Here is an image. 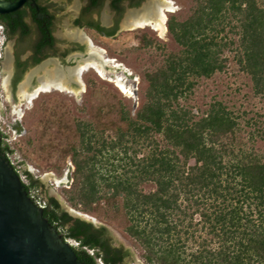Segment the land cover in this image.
I'll use <instances>...</instances> for the list:
<instances>
[{
    "label": "trees",
    "instance_id": "trees-1",
    "mask_svg": "<svg viewBox=\"0 0 264 264\" xmlns=\"http://www.w3.org/2000/svg\"><path fill=\"white\" fill-rule=\"evenodd\" d=\"M14 16L0 17L8 36L23 24ZM231 20H237L240 36L238 63L256 94H264V0H195L187 19L168 23L182 50L146 73L148 87L137 118L125 112L126 129L110 142L95 141L87 123L76 125L79 147L73 148L75 170L66 191L70 203L91 212L101 200L120 199L130 221L126 232L149 264H264V154L240 146V123L224 103L215 102L202 114L180 104L200 79L226 68L221 56L234 42L217 34ZM44 22L38 20L42 29ZM3 137L0 132V153L6 158L11 148ZM142 148L146 153L139 158ZM107 163L114 168L104 173ZM122 167L125 171L118 173ZM26 174L25 190L39 189L41 181ZM144 184L153 188L144 190ZM44 216L65 239L80 243L74 250L81 264H99L98 259L126 264L128 253L112 245L105 227L75 219L55 198ZM201 224L211 241L196 239ZM191 240L197 249L189 248Z\"/></svg>",
    "mask_w": 264,
    "mask_h": 264
},
{
    "label": "rangeland",
    "instance_id": "rangeland-1",
    "mask_svg": "<svg viewBox=\"0 0 264 264\" xmlns=\"http://www.w3.org/2000/svg\"><path fill=\"white\" fill-rule=\"evenodd\" d=\"M171 1L175 12L168 15L165 35L149 27L124 30L113 39L98 36L93 49L86 48L84 51L71 53L69 57L80 55L82 58L76 59L77 62L69 64L67 68L93 61L91 54L95 52L107 62L106 67L96 63L103 76L100 71L89 69L81 79L70 77L74 78L76 84L66 82L64 86L71 93H42L31 103L29 95L41 86L39 78H33L25 91L22 88L37 68L28 70L16 88L4 83L0 89V93L5 96V100L0 101V113L3 117L0 119V127L11 140L10 147L14 151L12 157L16 168L23 174L28 171L35 180H40L41 187L35 191L38 190L47 199H57L63 210L73 217L92 223L96 228L105 227L112 245L129 254L126 264L149 263L144 257V251L126 232L130 221L122 201L101 200L94 206V211L85 212L75 208L66 194V191H70V177L75 170L73 148L79 147L76 125L78 122L87 123L96 135L95 141L110 142L116 139L120 130L126 129L122 120L125 112L132 119L137 118V113L145 102L148 87L146 73L162 67L171 53L182 50L169 32V21L174 17L179 21L187 19L195 8V0ZM236 25L237 20L226 22L217 34L219 40L234 42L221 56V59L226 60L224 71L210 79H200L194 90L181 99L180 104L202 114L215 102L224 103L240 123V146L264 154V94H256L251 78L242 71L238 63L240 36ZM147 41L151 43L147 44ZM11 47L12 41H9L8 51ZM89 55L90 58L87 59ZM44 75L45 71H39L38 77ZM117 79H123L134 90L133 96L124 94L116 86ZM157 139L161 146L166 145L161 137L157 136ZM145 153V148H142L138 157L142 158ZM111 163L105 164L104 173L113 171ZM124 171L125 167H122L118 173L122 174ZM141 187L147 191L153 188L151 184ZM199 220L200 216L197 215L194 223ZM203 226L204 224L199 226L196 239L200 242L205 238L211 241L213 238ZM188 245L189 248L197 249L198 244L191 240Z\"/></svg>",
    "mask_w": 264,
    "mask_h": 264
},
{
    "label": "flooded vegetation",
    "instance_id": "flooded-vegetation-1",
    "mask_svg": "<svg viewBox=\"0 0 264 264\" xmlns=\"http://www.w3.org/2000/svg\"><path fill=\"white\" fill-rule=\"evenodd\" d=\"M17 1L19 0L11 2ZM152 1L153 0L27 1L20 10L14 12V17L19 19L22 18L23 24L19 27H15L10 36L7 35L6 27L0 23L3 26V31L0 32V42H4V56L0 60V65L3 77H6V79L4 78V83L9 84L8 86L14 89L22 82L28 70L37 68V70L30 74L32 79L39 78L38 80L41 82V79L44 78L51 80L57 78L60 79L59 81L64 85L66 82L76 84L74 80L75 76L73 79L68 77L69 72L74 68H67V66L76 63V59H81L82 57L80 55L69 57L70 54L84 51L86 48L93 49L90 43H93L95 46L98 42V36L104 39H113L124 30H135L127 26V22L133 15H139ZM16 13L19 15H16ZM2 16L5 15H0V17ZM44 19L45 22L42 29L38 24V20ZM80 36L83 39L80 38ZM9 41H12L10 51H8ZM89 58L90 55L87 59ZM39 71H45V75L38 77ZM53 91L59 90L55 89ZM17 129L20 130L21 128L17 127ZM2 157L6 159L4 156ZM6 161L8 160L6 159ZM27 193L31 198L30 192L27 191ZM43 198L47 203L44 208L39 207L32 198L31 200L37 207L43 209L45 213L50 198ZM48 222L50 223L49 220ZM50 225L64 238V233L61 229L56 228L52 223H50ZM64 240L66 241L65 238Z\"/></svg>",
    "mask_w": 264,
    "mask_h": 264
},
{
    "label": "water",
    "instance_id": "water-1",
    "mask_svg": "<svg viewBox=\"0 0 264 264\" xmlns=\"http://www.w3.org/2000/svg\"><path fill=\"white\" fill-rule=\"evenodd\" d=\"M27 1L0 0V15L20 10ZM0 264H81L74 248L51 227L44 210L31 200L1 153Z\"/></svg>",
    "mask_w": 264,
    "mask_h": 264
},
{
    "label": "bare ground",
    "instance_id": "bare-ground-1",
    "mask_svg": "<svg viewBox=\"0 0 264 264\" xmlns=\"http://www.w3.org/2000/svg\"><path fill=\"white\" fill-rule=\"evenodd\" d=\"M173 12H175V6L171 0H153L141 11V13L139 11V13H140L139 15L135 14L132 17H130L129 21L127 22V26H129L133 29L151 27L156 32H159L161 35H165L167 33L168 15H169V13H173ZM80 38H82V37L80 36ZM90 44H91V46H93V48L95 47L93 43H90ZM91 58L94 59L93 60L94 62L90 60V61L86 62L85 65L77 66V68H74L69 72V77L72 78L75 76V77H78L79 79H81L82 76L84 75V73L86 71H88L89 69H94V70L100 71L98 68V65L96 64L97 62L99 65H101V67L107 66V62L105 61L104 58H102L100 56L99 53H97V52L92 53ZM61 72H62V70H61ZM100 72H101V75L103 76V72L102 71H100ZM46 77H47V75H46ZM31 79H32V77L30 76L28 78V81H26V84L22 88L23 91H25V89L28 87ZM59 80L60 79H57V78L53 79V80H51V79L43 80L42 85L39 88H37L33 94L30 95L29 99L31 100V103L35 99H37L40 94L48 93V92H51L55 89L59 90L61 92H65V91L67 92L68 91V93H71L72 91L65 88L64 84L62 82H60ZM116 86L124 94H126L128 96H133L134 90L131 87H129L123 79H117Z\"/></svg>",
    "mask_w": 264,
    "mask_h": 264
},
{
    "label": "built area",
    "instance_id": "built-area-1",
    "mask_svg": "<svg viewBox=\"0 0 264 264\" xmlns=\"http://www.w3.org/2000/svg\"><path fill=\"white\" fill-rule=\"evenodd\" d=\"M3 31V26L0 24V32ZM4 56V42H0V60L3 58ZM4 86V78L1 72V65H0V89H2V87ZM3 92V90H2ZM5 100V96L3 93H0V101H4ZM2 115L0 113V119H2ZM0 132L4 135L3 137V142L7 145L10 146L11 144V140L9 139V136L7 134V132L0 127ZM11 148V147H10ZM14 155V151L11 149L10 152L7 153L6 155V159L9 161L10 165L14 168V170L16 171V173L20 176V179L22 181L23 184L29 185V177L27 174H23L19 169L16 168V163L14 162L13 156ZM36 189H32L30 192L31 198L35 201V203L41 207L44 208L46 206V201L44 200L43 196L40 195V192ZM66 241L73 247V248H80V243L76 240L73 239H66ZM91 255H94V251L93 250H89L87 248H85ZM99 264H103V261L101 259L97 260Z\"/></svg>",
    "mask_w": 264,
    "mask_h": 264
}]
</instances>
